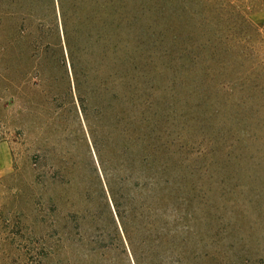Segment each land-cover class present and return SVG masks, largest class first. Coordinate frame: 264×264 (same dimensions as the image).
I'll list each match as a JSON object with an SVG mask.
<instances>
[{
    "label": "rangeland",
    "instance_id": "obj_1",
    "mask_svg": "<svg viewBox=\"0 0 264 264\" xmlns=\"http://www.w3.org/2000/svg\"><path fill=\"white\" fill-rule=\"evenodd\" d=\"M140 3L134 42L140 65L150 60L149 114L169 184L148 197L140 179L126 187L105 164L110 185L135 199L129 212L117 193L119 211L147 264H264V0ZM44 4L0 0V264H134L125 241L124 255L117 249L89 133L102 139L119 106L87 121L75 92V75L88 91L109 67L100 46L74 53L73 72L57 11Z\"/></svg>",
    "mask_w": 264,
    "mask_h": 264
},
{
    "label": "trees",
    "instance_id": "obj_2",
    "mask_svg": "<svg viewBox=\"0 0 264 264\" xmlns=\"http://www.w3.org/2000/svg\"><path fill=\"white\" fill-rule=\"evenodd\" d=\"M33 1L40 4V0ZM44 2L46 11L53 10L54 13L55 9L57 11L73 72L74 53L84 55L94 47L101 46L99 66L109 67L108 73L104 77L99 73L95 74L94 88L88 91L82 89L84 84L82 81L88 78L75 75V92L83 119L87 121L89 112H94L96 116L112 104L119 106L110 127L108 125L109 129L103 132L102 139L92 136V133L94 134L92 128H89V133L97 164L103 173L102 180L106 191L101 189L102 197L110 199L113 215L119 222L122 238L116 244L117 249L124 255L125 249L119 250V246L121 241H125L126 250L130 253L133 263L147 264L144 242L134 241L136 228L134 227L132 231L131 226L126 225V217L119 211L116 194L122 192L125 210L129 212L134 209L135 199L130 196V192L114 189L108 177L104 175L107 164L108 174L110 171L115 181L125 186L128 182L133 183L140 179L143 188L150 194L148 197L152 198L155 197L157 190L164 189L169 184L168 178L165 177L168 171L167 159L164 160L166 142L163 133L156 131L157 120L149 114L151 103L148 102L146 90L147 62L150 60L145 59V64L140 65L138 54L140 46L134 42V33L145 19L146 10L140 0H44ZM158 22L161 21L153 19L150 22L153 28L158 30L157 49L163 47L162 41L165 38L162 31L156 27ZM142 30L139 29L137 32ZM176 39V35L169 38L172 46L165 47L164 52L174 51ZM157 40H154L153 44ZM211 56H214L213 52L210 53ZM106 77L113 85L110 91ZM109 92L111 103H105L104 97ZM119 169L124 172V176L118 179ZM140 205L143 208L144 204ZM117 233L116 229V236Z\"/></svg>",
    "mask_w": 264,
    "mask_h": 264
}]
</instances>
